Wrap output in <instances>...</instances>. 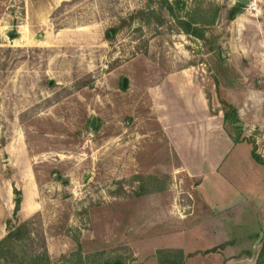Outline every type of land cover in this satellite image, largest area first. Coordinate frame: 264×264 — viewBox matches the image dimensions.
<instances>
[{
    "label": "rangeland",
    "instance_id": "obj_1",
    "mask_svg": "<svg viewBox=\"0 0 264 264\" xmlns=\"http://www.w3.org/2000/svg\"><path fill=\"white\" fill-rule=\"evenodd\" d=\"M162 1L204 42L165 10L157 25ZM252 144L264 158V0H0V212L39 205L27 250L43 235L53 264L78 248L86 264H250Z\"/></svg>",
    "mask_w": 264,
    "mask_h": 264
},
{
    "label": "trees",
    "instance_id": "obj_2",
    "mask_svg": "<svg viewBox=\"0 0 264 264\" xmlns=\"http://www.w3.org/2000/svg\"><path fill=\"white\" fill-rule=\"evenodd\" d=\"M239 5L233 7L227 12V21H233L237 14L239 13ZM165 10L167 14L175 20L176 26L180 29L182 33L187 36L193 37L199 41L204 42L203 35L195 29V25L198 22L191 18L190 15L185 19H179L174 17L173 7L169 5L166 1H162V5L159 9V13L155 19L157 25L163 24V18L161 13ZM217 15V13H216ZM151 14H149V17ZM221 111L223 113L224 122L231 128L237 129L236 124H238V114L237 110L229 103L221 101ZM251 159L254 163L259 166L264 167V158L259 156L256 153V146L252 144ZM20 195V194H18ZM14 209L12 213L11 220H7L5 223L6 235L0 240V264H53L48 256L46 249L45 239L43 235L40 238L39 246L27 250L25 248V243L29 242L31 245H34L33 234L30 231V222L25 221L18 223L17 214L19 212L21 198L14 199ZM16 223L15 226L12 223ZM218 249L214 248L202 252L203 255L209 253H217ZM249 253V252H248ZM247 253V254H248ZM106 253L101 252L96 256L102 258ZM157 261L158 264H184L185 259L192 257L193 255H185L182 251H173V250H160L157 252ZM9 257H12L9 259ZM72 258L76 259L77 264H86L85 259H82L80 249L72 254ZM91 258H94L92 256ZM91 264H127L125 259L122 256L107 257L100 259L99 262L90 261V258L87 259ZM253 264H264V240H262L260 246L258 247L257 257Z\"/></svg>",
    "mask_w": 264,
    "mask_h": 264
},
{
    "label": "crops",
    "instance_id": "obj_3",
    "mask_svg": "<svg viewBox=\"0 0 264 264\" xmlns=\"http://www.w3.org/2000/svg\"><path fill=\"white\" fill-rule=\"evenodd\" d=\"M258 200L261 201V203H257L256 200L255 202L250 200L249 203L246 205L245 211L247 214L245 215V222H244L245 230L246 228L249 227V225L253 226L254 229L261 228L262 230H264V228L261 227L260 220H258L259 217L264 218V194L259 195L257 201ZM38 207L36 208L34 206L33 210L30 212L24 207V203L21 200L19 212L17 214L18 223L28 221L31 217H33V215H35L38 212ZM11 215H12L11 210H7L6 212H2V213L0 212V240L6 235L5 222L6 220L11 219ZM246 232H249V230L247 229ZM48 241L49 240L47 239V243Z\"/></svg>",
    "mask_w": 264,
    "mask_h": 264
},
{
    "label": "water",
    "instance_id": "obj_4",
    "mask_svg": "<svg viewBox=\"0 0 264 264\" xmlns=\"http://www.w3.org/2000/svg\"><path fill=\"white\" fill-rule=\"evenodd\" d=\"M236 3H238V4L242 5V6H248L249 3H250V0H236ZM7 38L10 41H12V40L18 39L19 36L17 34H14V33H9V34H7ZM126 84H127V80L126 79H122L121 87L125 88ZM94 123H95V119H92L91 123H90V126H89L91 131L94 130ZM18 198H21L20 195H18L15 199H18ZM262 240H264V231H259L258 232V238H257L255 244L252 247L250 258H248V260H246L248 263H250V264L254 263V261H255V259L257 257L258 247L260 246Z\"/></svg>",
    "mask_w": 264,
    "mask_h": 264
},
{
    "label": "flooded vegetation",
    "instance_id": "obj_5",
    "mask_svg": "<svg viewBox=\"0 0 264 264\" xmlns=\"http://www.w3.org/2000/svg\"><path fill=\"white\" fill-rule=\"evenodd\" d=\"M258 231H262V229H259ZM257 228H253L252 226H251V228L249 229V232H251L250 234L252 235V236H254V235H258L257 234Z\"/></svg>",
    "mask_w": 264,
    "mask_h": 264
}]
</instances>
